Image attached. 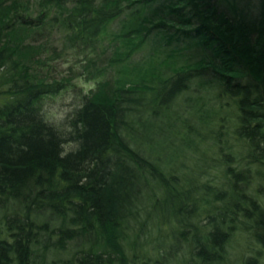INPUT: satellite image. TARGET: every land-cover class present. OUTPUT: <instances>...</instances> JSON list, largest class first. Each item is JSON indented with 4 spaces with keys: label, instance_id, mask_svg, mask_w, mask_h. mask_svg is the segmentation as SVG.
<instances>
[{
    "label": "trees",
    "instance_id": "trees-1",
    "mask_svg": "<svg viewBox=\"0 0 264 264\" xmlns=\"http://www.w3.org/2000/svg\"><path fill=\"white\" fill-rule=\"evenodd\" d=\"M257 2L0 0V264H264ZM58 34L104 78L53 119Z\"/></svg>",
    "mask_w": 264,
    "mask_h": 264
},
{
    "label": "rangeland",
    "instance_id": "rangeland-1",
    "mask_svg": "<svg viewBox=\"0 0 264 264\" xmlns=\"http://www.w3.org/2000/svg\"><path fill=\"white\" fill-rule=\"evenodd\" d=\"M223 1L225 2V4L228 5V7H230L231 10H233V7L236 8L245 7L246 10L247 7H249L250 8L249 10L254 11L258 5L257 2L258 0H223ZM54 37H56L55 43L58 45L57 47L61 49V54H60L61 57L58 58V60L56 59L55 61V65H56L55 74L61 72L62 74L71 75L72 76L71 82L73 84H71L70 87L67 88L66 90L63 89V91H61L60 93L45 100L43 104V108H45L46 111H48L49 117L53 119H62L65 113L73 109L74 105H76V102L79 99V97H77L76 95H80L84 92H88L91 89H95L98 86L99 82L103 81L104 75H100L94 70H91V67H89L90 65L86 64L87 62L85 57L82 58V56L85 54L79 52V50L73 47V45L72 47L68 46L65 38H62V35L58 34V36H54ZM88 53L94 54L93 51H89ZM143 53H145V51L142 52L141 54ZM179 157L181 158L183 156L180 155ZM212 173L213 174L218 173V171L212 169ZM245 246H246V239L240 237V239L237 242L235 240L233 242L232 240V242L228 247L230 249L229 250L230 252L229 255L231 256L230 258L234 260L233 252L235 253L239 249L241 250V247L244 248L245 250H250ZM183 247L184 246L182 244L181 251L178 254L180 256V259L183 260L185 259V261L188 264H198L196 260L191 258L189 251L187 252V250L184 249L185 247L184 248ZM233 260L228 261V264L231 263L233 264ZM141 261L142 258H140V262ZM150 262L156 264L153 260H150Z\"/></svg>",
    "mask_w": 264,
    "mask_h": 264
}]
</instances>
